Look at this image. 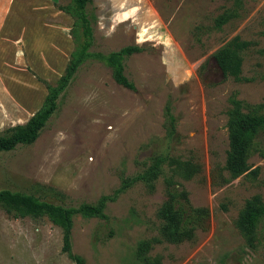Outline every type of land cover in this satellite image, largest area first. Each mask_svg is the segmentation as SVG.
<instances>
[{
	"label": "rangeland",
	"instance_id": "obj_1",
	"mask_svg": "<svg viewBox=\"0 0 264 264\" xmlns=\"http://www.w3.org/2000/svg\"><path fill=\"white\" fill-rule=\"evenodd\" d=\"M70 3L0 0V133L41 107V81L54 85L63 75L75 49L73 19L57 7ZM93 7V51L143 48L125 61L135 91L88 61L38 139L0 153V190L53 189L59 197L48 201L76 208L103 199L102 216L73 219L72 252L84 264H264V218L254 246L237 227L248 200L264 201V158L248 160L259 168L256 180L225 170L229 98L264 103V0H93ZM235 37L250 42L240 82L223 76L214 59ZM162 157L155 177L141 179ZM169 157L198 167L173 182L191 207L209 213L205 229L180 241L164 238L159 217ZM61 248L62 231L46 217L16 219L0 208V264H74Z\"/></svg>",
	"mask_w": 264,
	"mask_h": 264
},
{
	"label": "trees",
	"instance_id": "obj_2",
	"mask_svg": "<svg viewBox=\"0 0 264 264\" xmlns=\"http://www.w3.org/2000/svg\"><path fill=\"white\" fill-rule=\"evenodd\" d=\"M68 6H58L57 9L73 19L70 35L75 49L63 75L54 85L45 84L47 95L41 107L24 123L10 127L0 133V153L13 151L17 146H30L40 136L49 120L55 116L61 106V101L75 81L80 69L92 60L99 61L110 70L111 77L121 87L135 91L133 82L125 74V61L133 54L141 53L143 48L137 45L123 47L118 51L100 53L93 51L94 28L97 23L93 0H70ZM250 46V42L241 41L235 37L215 54L214 59L223 76L235 81H242V52ZM230 108L227 112V132L229 149L225 160V170L231 179L245 175L256 180L259 168L251 170L248 160L257 153L264 158V103L250 105L236 98H229ZM169 135L175 133V118L171 103L165 107ZM166 158H158L154 166L140 178H154L152 173ZM171 175L167 180L168 200L159 212L163 221L162 234L170 241L189 239L197 229L203 230L208 224L209 213L206 209H197L189 205L187 194L180 186H176L174 178L191 179L198 167L190 161H179L169 157ZM58 192L53 189L42 190L36 195L32 193L0 190V208L12 217H30L38 219L46 217L53 225L62 231L61 251L74 264H84L82 257L72 252L73 219L81 214L87 217L102 216L103 199L97 204L83 203L76 207H66L54 204L46 198H57ZM264 218V201L260 196H254L246 202L237 221V227L249 246H254L260 221Z\"/></svg>",
	"mask_w": 264,
	"mask_h": 264
},
{
	"label": "crops",
	"instance_id": "obj_3",
	"mask_svg": "<svg viewBox=\"0 0 264 264\" xmlns=\"http://www.w3.org/2000/svg\"><path fill=\"white\" fill-rule=\"evenodd\" d=\"M30 24V25H28ZM28 26H30V29H31V23H29L27 20H25V26H24V29L27 28ZM29 28V27H28Z\"/></svg>",
	"mask_w": 264,
	"mask_h": 264
}]
</instances>
